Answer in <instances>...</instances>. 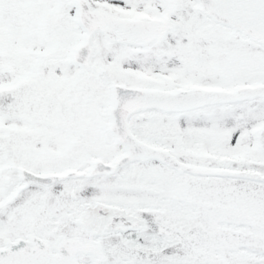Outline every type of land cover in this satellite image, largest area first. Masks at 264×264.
I'll return each mask as SVG.
<instances>
[{
    "label": "snow or ice",
    "instance_id": "6c2138e0",
    "mask_svg": "<svg viewBox=\"0 0 264 264\" xmlns=\"http://www.w3.org/2000/svg\"><path fill=\"white\" fill-rule=\"evenodd\" d=\"M0 264H264V0H0Z\"/></svg>",
    "mask_w": 264,
    "mask_h": 264
}]
</instances>
